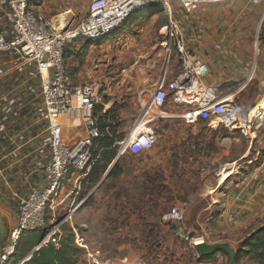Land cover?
<instances>
[{"label":"rangeland","instance_id":"rangeland-1","mask_svg":"<svg viewBox=\"0 0 264 264\" xmlns=\"http://www.w3.org/2000/svg\"><path fill=\"white\" fill-rule=\"evenodd\" d=\"M92 1L29 2L31 7H39L50 17L69 10L66 12H69L70 18H75L74 28L87 17ZM211 3L216 2L199 6ZM135 12L116 32L118 34L114 38H119L116 44L96 51L89 49L93 44H86L80 50L85 53L77 60L79 65L87 66L88 54L100 59L99 72L94 76L98 95L100 103L109 100L108 109L116 106V117L120 124L118 134L124 133L126 138L138 120L143 126L129 144L125 143L128 144L127 148L118 143L116 161L126 152L121 164L122 174L115 180L106 181L101 188L92 189L90 194L93 197L89 203L85 204L87 198L80 202V195L87 190L88 183L81 181L79 185L66 181L63 184V203L56 210L55 219L76 230L84 240L87 250L83 249L84 254L77 264H201L194 242H234L264 223V209L263 212L253 213V221L239 231L232 232L227 223H216L221 216H225L226 220L231 217L227 209L232 202L233 191H246L250 182H262L260 164L264 161V144L257 143L251 149L249 146L255 131L261 130L264 125V120L259 123V120L252 119L255 123L252 136L245 138L240 132L224 128L209 130L197 114V107L168 104L162 111L169 115L188 114L187 117L164 118L160 114L154 118L143 114L140 104L149 99L148 85L164 66L165 50H170L169 70L173 66L180 68V64L172 42L161 31L167 26L164 13L152 17L156 20L152 26L147 20L132 24ZM162 24L164 26L160 28ZM260 30L264 44V25ZM254 97L253 90L235 97L243 115L258 108V104L251 106ZM259 132L264 139V130ZM253 159L256 161H251ZM224 166L236 172L237 177H230L221 187L220 197L210 199L215 189L219 188L220 172ZM147 173L162 178L170 189L172 199L168 201V192L163 189L161 196L167 198L165 200L169 203L158 197L159 192L151 198L143 197L142 187ZM191 197H195L196 205L193 207L188 203ZM155 200H159L163 207H157ZM172 207H178L184 215L183 226L161 221V215ZM1 224L5 229L2 221ZM14 263L12 259L9 264ZM226 264H229V256Z\"/></svg>","mask_w":264,"mask_h":264},{"label":"crops","instance_id":"crops-1","mask_svg":"<svg viewBox=\"0 0 264 264\" xmlns=\"http://www.w3.org/2000/svg\"><path fill=\"white\" fill-rule=\"evenodd\" d=\"M10 1L0 0V11L3 14L6 13ZM28 5L34 12L46 13L37 6L31 7L30 2ZM66 11L69 10L60 11L56 16H46L54 19L55 24H58L55 20L56 17L64 16L63 19L69 23L70 27H73L75 18L74 16L70 18L69 12ZM137 12L131 19L134 20V23L147 20L152 26L156 21L152 17L161 15L158 8H153V13L150 14L139 12L140 16L137 15L138 17L136 16ZM172 18L182 33L188 54L201 60L208 67L206 77L208 85L217 87L222 94H231L235 97L253 90L255 97L251 106L264 100V44L260 30V27L264 25V0H220L216 3L197 6L189 14L174 6ZM3 25L6 30L5 21H3ZM161 26L164 24L160 25V28ZM117 34L111 35L105 41H98V43L77 40L66 44L64 63L75 84L96 83L97 79L94 76L100 69V59L96 56L92 58L90 54L87 57L85 55L87 66L79 65L77 58L80 59L85 53L84 50H80L84 49L86 44L87 46L93 44L89 49H95V51L111 44L114 45L119 39L114 38ZM174 53L176 55L175 51ZM165 55L162 70L157 78L148 85L150 94L155 86L158 87L168 82L180 70L174 66L169 70V49L165 50ZM70 62H72L71 66ZM42 83L43 80L37 74L33 62L19 61L12 54L0 56V220L5 227V233L15 224L17 206L23 198L31 190H42L48 184L44 169L50 159L49 131L40 95ZM107 102V104L100 103L103 112L108 110L110 103L109 100ZM160 114L164 118L187 117L188 115L158 113L159 116ZM58 121L62 126L65 143L74 144L84 136L83 126L79 120L60 117ZM142 126L138 127L135 122L132 130L121 144H129ZM260 129L264 130V125ZM261 130L255 131L253 140H251L253 142L250 143L249 148L257 143L264 144V139L260 137L259 131ZM128 144L125 145V148L128 147ZM124 145L121 146L122 152H124ZM260 165L263 173L262 182H250V187L246 191H233L232 202L228 204L227 209L231 217L226 220L225 216H221L216 223L220 225L227 223L230 227L229 230L239 231L253 221V213L263 212L264 161ZM226 167H222L219 188L215 189L214 196L210 199L215 200L220 197L221 187L229 181L230 177H237L236 172H232V169ZM229 173H231L230 176L223 179V175ZM66 181L69 183L73 181L74 184L79 183L80 185L83 180H76L74 176H70ZM194 199L195 197H191L190 201L188 200L190 207L196 205ZM263 225L264 223L242 238L235 239L234 242L229 240L226 242L237 252L241 242ZM213 244L216 243L213 242ZM208 264H221L220 258ZM238 264L258 263L252 257H242Z\"/></svg>","mask_w":264,"mask_h":264},{"label":"built area","instance_id":"built-area-1","mask_svg":"<svg viewBox=\"0 0 264 264\" xmlns=\"http://www.w3.org/2000/svg\"><path fill=\"white\" fill-rule=\"evenodd\" d=\"M218 1L93 0L85 20L74 28L65 19L54 24L52 18L34 12L29 8V0H11L6 13L0 11V56L12 54L19 61L33 62L43 80L40 95L48 122L50 149V159L44 169L48 184L42 190H31L18 204L15 224L0 242V264L10 263L21 237L28 232L42 235L34 250L48 244L59 247L62 222H56L55 212L63 203V184L70 176L83 180L94 163L92 147L101 135L93 111L101 101L96 83L75 84L67 72L64 48L68 42L105 41L134 11L147 5L160 7L167 19V26L161 31L174 46L180 70L168 82L154 87L149 99L140 104L142 111L158 118V113L168 104L197 107L209 130L224 128L240 132L245 138L252 136L255 124L252 119L261 123L264 111L257 108L243 115L235 97L227 98L217 87L207 84L208 67L188 54L182 33L172 18L174 6L189 14L200 4ZM3 21L7 24L6 30ZM64 25L66 30H62ZM60 117L79 120L84 136L74 144L65 143ZM161 221L183 226L185 219L178 207H172L161 215ZM72 230L75 245L87 250L84 240Z\"/></svg>","mask_w":264,"mask_h":264},{"label":"trees","instance_id":"trees-1","mask_svg":"<svg viewBox=\"0 0 264 264\" xmlns=\"http://www.w3.org/2000/svg\"><path fill=\"white\" fill-rule=\"evenodd\" d=\"M157 7L155 5L145 6L138 9L140 11L136 13V16H140L139 12L153 13V8L156 9ZM158 8L160 9L159 11L162 12L161 8ZM133 21L132 23H134ZM103 103L107 104L108 102L107 100H103ZM116 110V106H112L107 111L103 112V107L101 105H96L93 111V116L96 118V125L101 136L93 143L92 155L94 157V163L83 179V182L89 185L87 190L80 195V202L87 198L85 204L89 203L93 197L92 194L89 195L90 191L94 189L104 177V180L97 189L101 188L106 181L111 179L115 180L122 174L121 164L126 157V152L117 159L113 168L108 171L109 167L118 157V143L122 142L125 138L124 133L118 134L117 132L120 124L116 117ZM142 188L144 191L142 193L144 198H151L156 192H159L161 194H159L158 197L160 199L162 198L164 202L167 203L172 199V196H170V189L162 182V178L156 175L147 173ZM162 189L168 192V201L165 200L167 198L161 196ZM158 201L155 200V205L159 208L163 207ZM3 231L2 229V237L4 236ZM60 232L61 238L58 248H55L52 244H48L39 248L32 256L30 253L39 245L42 240V235L36 232L25 233L20 239L13 258L15 261L14 264H19L20 262L21 264H77L80 257L84 254V250L75 245V236L72 228H69L66 224H62L60 226ZM28 255H30V257L23 261ZM227 257L228 255L226 253L220 251L212 256L200 257L198 261L201 264H208L220 258L221 264H226ZM242 257H252L258 264H264V225L249 234L241 242L240 248L237 251L236 264H238Z\"/></svg>","mask_w":264,"mask_h":264},{"label":"water","instance_id":"water-1","mask_svg":"<svg viewBox=\"0 0 264 264\" xmlns=\"http://www.w3.org/2000/svg\"><path fill=\"white\" fill-rule=\"evenodd\" d=\"M103 180H104V178L101 180V182ZM100 183L95 187V189L100 185ZM2 229H3V227H2V224L0 221V242L2 241V239L5 236V231H3L4 236L2 237ZM195 250H196L197 254L199 255V257L212 256V255L216 254L217 252L222 251L229 256V264H236L237 252L234 251V249L230 246L229 243L207 244V243L202 242L199 245H195Z\"/></svg>","mask_w":264,"mask_h":264},{"label":"bare ground","instance_id":"bare-ground-1","mask_svg":"<svg viewBox=\"0 0 264 264\" xmlns=\"http://www.w3.org/2000/svg\"><path fill=\"white\" fill-rule=\"evenodd\" d=\"M63 17H64V16H58V17H56L55 20L57 21V23H59L60 21H62ZM53 23L55 24L54 19H53ZM66 28H67V25H64L63 28H62V30H66ZM237 91H238V89H237ZM237 91H235V92H237ZM235 92H234V93H235ZM226 96H227V97H233L234 95L227 94ZM258 108H259L261 111H264V100H262V103H259V104H258ZM142 113L145 114V115L147 116V114H146L145 112L142 111ZM197 114H198V112H197ZM261 114H262V118L264 119V114H263V113H261ZM142 119H143V118H142ZM136 123H137V126H138V127L142 126V122H140V120H138ZM230 174H231V173H229V174H224V175H223V179H226L228 176H230ZM211 192H212V191H211ZM211 192H210V193H211ZM198 242H199V243H198ZM201 242H202V241H196V242H194V243H195V245H199V244H201Z\"/></svg>","mask_w":264,"mask_h":264},{"label":"snow or ice","instance_id":"snow-or-ice-1","mask_svg":"<svg viewBox=\"0 0 264 264\" xmlns=\"http://www.w3.org/2000/svg\"><path fill=\"white\" fill-rule=\"evenodd\" d=\"M199 243V242H198Z\"/></svg>","mask_w":264,"mask_h":264}]
</instances>
